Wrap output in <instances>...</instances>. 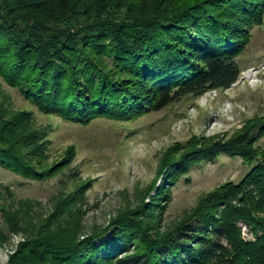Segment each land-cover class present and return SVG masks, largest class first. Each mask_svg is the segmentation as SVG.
<instances>
[{
	"label": "trees",
	"instance_id": "trees-1",
	"mask_svg": "<svg viewBox=\"0 0 264 264\" xmlns=\"http://www.w3.org/2000/svg\"><path fill=\"white\" fill-rule=\"evenodd\" d=\"M263 7L264 0H0V78L42 114L83 124L127 121L184 97L228 90ZM35 120L31 111L0 103V168L42 182L75 153L69 147L50 167V128ZM250 124L263 135L264 119ZM252 146H240L244 162L253 163L249 172L200 199L172 229L161 231L143 204L83 237L69 202L60 200L7 264H264V164ZM216 155L202 138L168 149L158 172L165 170L166 187L157 199L168 201L169 186L192 163ZM2 200L0 192V217L18 233L24 213Z\"/></svg>",
	"mask_w": 264,
	"mask_h": 264
},
{
	"label": "rangeland",
	"instance_id": "rangeland-1",
	"mask_svg": "<svg viewBox=\"0 0 264 264\" xmlns=\"http://www.w3.org/2000/svg\"><path fill=\"white\" fill-rule=\"evenodd\" d=\"M262 9L261 25L251 29L249 43L238 56L239 78L228 90L208 91L199 98L184 97L158 112L134 114L127 121L98 117L83 124L42 114L0 78L3 107L31 111L36 124L50 128L48 165L53 167L69 147L75 153L62 172L42 182L0 168L2 205L20 208L18 216L24 213L17 225L18 233L8 232L0 217V231L5 235L0 239V264L8 263L25 235L41 224L60 200L69 202L83 226V237L95 228L102 229L120 213L134 211L143 204L152 207L157 227L164 231L181 223L200 199L220 185L237 183L249 172L253 163L244 162L242 144L253 145L260 154L257 161L264 164V133L257 136V124L250 127L251 121L264 119ZM251 130L256 136L249 140ZM240 134L242 140L238 138ZM193 138L210 142L217 155L192 163L169 186V200L159 201L157 193L162 197L163 191L157 190L166 187L165 170L158 174L165 153L175 145L183 147ZM240 237L245 239L243 230Z\"/></svg>",
	"mask_w": 264,
	"mask_h": 264
}]
</instances>
